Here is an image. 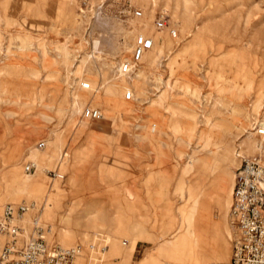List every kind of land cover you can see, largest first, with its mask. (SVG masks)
Here are the masks:
<instances>
[{"label":"rangeland","instance_id":"rangeland-1","mask_svg":"<svg viewBox=\"0 0 264 264\" xmlns=\"http://www.w3.org/2000/svg\"><path fill=\"white\" fill-rule=\"evenodd\" d=\"M139 36L153 47L134 64ZM255 125L264 0H0V213L33 205L25 240L82 244L77 264H230Z\"/></svg>","mask_w":264,"mask_h":264},{"label":"built area","instance_id":"built-area-1","mask_svg":"<svg viewBox=\"0 0 264 264\" xmlns=\"http://www.w3.org/2000/svg\"><path fill=\"white\" fill-rule=\"evenodd\" d=\"M135 14L143 17L140 10ZM155 27L163 30L166 27L164 19L158 18ZM152 47L151 38L136 37L133 63L140 64ZM131 70L130 65L123 68L124 73ZM85 88L89 89V86ZM83 118L101 120L103 114L99 109H87ZM256 131L258 136L264 137V129L258 127ZM39 146L44 149L46 144L41 142ZM24 169L31 175L36 173L37 166L29 162ZM47 175L52 181L65 178L59 169L49 170ZM32 209L33 205L25 202L8 204L0 214V264H77V259L86 252L82 244L65 248L49 244L43 236L24 239L25 229L16 223ZM230 220L235 230L230 264H264V145L257 154L241 158L235 178Z\"/></svg>","mask_w":264,"mask_h":264},{"label":"bare ground","instance_id":"bare-ground-1","mask_svg":"<svg viewBox=\"0 0 264 264\" xmlns=\"http://www.w3.org/2000/svg\"><path fill=\"white\" fill-rule=\"evenodd\" d=\"M174 35H175V37H176V33H174ZM258 127H260V128H262V129H264V126L263 125H255V133H256V135H257V138H258V148H257V151L256 152H254V153H251V154H247V155H244V157H247V156H251V155H255V154H257L260 150H261V147L264 145V137H260V136H258V133H257V129H258ZM240 167V166H239ZM239 169V168H238ZM44 173H46L47 174V172H48V170H44L43 171ZM235 186V185H234ZM233 191H234V189H233ZM232 202H233V193H232V200H231V206H232ZM26 203V202H25ZM231 206H230V210H231ZM6 207V206H5ZM4 207V208H5ZM4 208H3V210H4ZM230 210H229V218H230ZM33 211V210H32ZM36 211V210H35ZM2 213H3V211H2ZM2 213H0V214H2ZM30 213H27V215H29ZM31 216V215H30ZM42 217H43V207H42ZM29 218V217H28ZM23 219V218H22ZM41 219V216L40 217H38L35 221H33V223H35L37 226L38 225H41L40 224V220ZM26 220V219H25ZM22 222H25V221H22ZM29 224V223H28ZM26 225V224H25ZM229 225H230V229H231V224H230V221H229ZM39 227V226H38ZM195 235V233L192 231V234H191V236L193 237ZM127 243H124V245H126ZM61 246L62 247H65V248H69V247H71V246H65V245H62L61 244ZM73 247H74V245H72ZM189 248H192L193 249V243H192V238H191V240L189 241Z\"/></svg>","mask_w":264,"mask_h":264},{"label":"crops","instance_id":"crops-1","mask_svg":"<svg viewBox=\"0 0 264 264\" xmlns=\"http://www.w3.org/2000/svg\"><path fill=\"white\" fill-rule=\"evenodd\" d=\"M44 170H46V169H44ZM12 176L13 175H11V177ZM27 182L36 191H33L31 193V192H28V190H25L23 192V194H26L28 196L34 197V196L40 194L44 190V183L42 182V179H40V177H38V176L30 177V179ZM10 200L13 201L12 198ZM53 202H54V212L53 213L55 214L57 212L58 208H59V198L58 197H53Z\"/></svg>","mask_w":264,"mask_h":264}]
</instances>
